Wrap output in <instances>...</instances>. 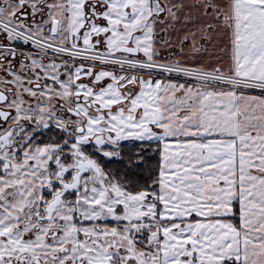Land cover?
I'll use <instances>...</instances> for the list:
<instances>
[{
  "label": "snow or ice",
  "instance_id": "obj_1",
  "mask_svg": "<svg viewBox=\"0 0 264 264\" xmlns=\"http://www.w3.org/2000/svg\"><path fill=\"white\" fill-rule=\"evenodd\" d=\"M0 264H264V0H0Z\"/></svg>",
  "mask_w": 264,
  "mask_h": 264
}]
</instances>
